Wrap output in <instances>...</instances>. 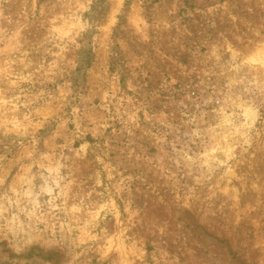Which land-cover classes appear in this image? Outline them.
Here are the masks:
<instances>
[{"label": "rangeland", "instance_id": "rangeland-1", "mask_svg": "<svg viewBox=\"0 0 264 264\" xmlns=\"http://www.w3.org/2000/svg\"><path fill=\"white\" fill-rule=\"evenodd\" d=\"M0 264H264V0H0Z\"/></svg>", "mask_w": 264, "mask_h": 264}]
</instances>
